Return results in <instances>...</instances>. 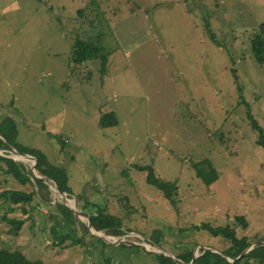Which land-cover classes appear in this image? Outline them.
<instances>
[{"label": "rangeland", "instance_id": "1", "mask_svg": "<svg viewBox=\"0 0 264 264\" xmlns=\"http://www.w3.org/2000/svg\"><path fill=\"white\" fill-rule=\"evenodd\" d=\"M263 21L264 0H0V124L10 116L16 147L44 153L70 188L0 149L31 179L0 160V191H35L0 201V248L45 264H157L137 246L176 257L228 245L202 223L263 242L264 148L247 118L264 131V64L250 45ZM76 39L97 53L74 62ZM105 113L117 124L100 127ZM206 161L209 184L196 173L212 178ZM92 215L118 218L123 234L95 230Z\"/></svg>", "mask_w": 264, "mask_h": 264}, {"label": "trees", "instance_id": "2", "mask_svg": "<svg viewBox=\"0 0 264 264\" xmlns=\"http://www.w3.org/2000/svg\"><path fill=\"white\" fill-rule=\"evenodd\" d=\"M251 52L256 60V62L260 65L264 64V21L258 25V31L251 39ZM74 62L82 63L91 59L96 53L97 49L88 44L87 42L76 39L74 42ZM247 118L250 122L251 127L258 133V137L256 143L264 148V131L252 116L250 112L247 114ZM117 124V121L112 113H105L102 114L99 120V125L102 128L107 126H114ZM17 129L14 123V120L10 118V116H6L0 124V149H10L15 148L17 151L21 153H27L36 158V169L38 170L41 176L46 177V179L52 180L56 186L62 191L67 194L70 192V188L67 186V172L65 169L60 168L59 166L51 164L44 153L37 149H26L23 146L17 145ZM0 160L5 162L7 165V169L5 170L7 173L13 175L20 183L24 184L27 181H31L29 178L28 172L23 169L22 164L16 163L11 158L1 157ZM32 160V159H31ZM209 173L211 174L212 178H204V174L199 170H197V176L202 178V180L209 184L214 178L217 177L215 170L211 167L210 162L206 161ZM143 169V167H140ZM150 170V169H149ZM147 181L157 187H159L162 191L164 196L167 199L172 198V193L175 187H172L168 184V182L160 181L157 177L153 175L150 171L149 175L147 176ZM33 182H35L36 186H43L45 182L42 179H38L34 177ZM57 188V189H58ZM35 191L26 192L22 190H1L0 191V201H11L15 204L19 203H28L31 201L33 194ZM70 195V194H69ZM66 197V196H65ZM68 205V204H67ZM61 212L64 214H69L73 217V212L71 209L60 205ZM25 211V209H24ZM239 221L243 222V217L237 218ZM90 220L91 226L95 230H102L105 232H110L112 235H121L123 231L120 230L121 223L120 220L116 217L111 215H105L104 217H100V215H92ZM7 222L13 229L16 227H20L23 223V220L19 219H6ZM246 225L245 222H243ZM85 226V225H84ZM201 227L207 230L212 236L221 237L228 245L220 249L218 252L214 249H206L200 253L193 263L190 264H264V242H260L255 244L248 252L241 255V253L247 249V247L251 244V241L246 237H237L236 231L233 227L229 225H220V226H210L208 223H202ZM200 227V228H201ZM86 228V226H85ZM87 229V228H86ZM54 237L56 242L60 243L66 239L63 235H58L56 229L54 228ZM72 243H76L75 239L71 240ZM159 244L158 242H155ZM123 244V243H120ZM134 245L135 244H130ZM129 245V246H130ZM143 251L147 252L148 254H152L154 257L152 259L157 261V264H179L176 260L171 258L168 255L163 253L157 252H150L145 250L143 247H139ZM239 256V257H238ZM193 257L192 250L182 252L176 254V258L180 259L183 263L188 264ZM0 264H45L41 260H30L24 254L19 251H10L0 248Z\"/></svg>", "mask_w": 264, "mask_h": 264}, {"label": "water", "instance_id": "3", "mask_svg": "<svg viewBox=\"0 0 264 264\" xmlns=\"http://www.w3.org/2000/svg\"><path fill=\"white\" fill-rule=\"evenodd\" d=\"M36 178H38V179H42L41 177H38V176H36ZM42 180L45 182L44 179H42ZM61 193H63V192H61ZM88 223H89V226H91V224H90V220H88ZM263 242H264V241H263ZM253 244H255V243H253ZM142 246H143V245H142ZM250 249H251V246L248 247L247 249H245V250L241 253V255L244 254V253H246V252H248ZM156 252H157V253H163V254H165V255L170 256L171 258H173L174 260H176L179 264H185V263H183L180 259H178V258H176V257H173L172 255H170L169 253H167V252H165V251L159 250V251H156ZM197 256H198V255L193 254V257H192L191 261H190L188 264L193 263V261L195 260V258H196ZM238 257H239V256H238Z\"/></svg>", "mask_w": 264, "mask_h": 264}, {"label": "bare ground", "instance_id": "4", "mask_svg": "<svg viewBox=\"0 0 264 264\" xmlns=\"http://www.w3.org/2000/svg\"><path fill=\"white\" fill-rule=\"evenodd\" d=\"M17 156H18V158H16V159H19V158L22 159V158L25 157V156H19V155H17ZM30 159H32V158H30ZM32 161H33V159H32ZM55 187H57V186H55ZM64 197H65V195H64ZM69 201H70V200H68V199L65 197V202H66V203H69ZM69 204H70V207H71L73 203L70 201ZM69 204H68V205H69ZM74 206H75V205H74ZM75 209H76V208H75ZM77 213H78V212H77ZM97 234H98V233H97Z\"/></svg>", "mask_w": 264, "mask_h": 264}]
</instances>
